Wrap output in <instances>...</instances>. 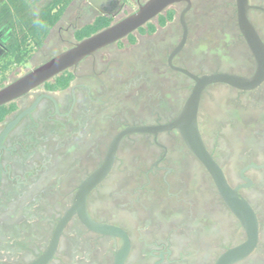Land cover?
<instances>
[{
	"label": "flooded vegetation",
	"instance_id": "obj_1",
	"mask_svg": "<svg viewBox=\"0 0 264 264\" xmlns=\"http://www.w3.org/2000/svg\"><path fill=\"white\" fill-rule=\"evenodd\" d=\"M117 1L109 14L114 18ZM144 1L136 0L137 8ZM233 2L234 21L229 24L223 19L229 39L222 45L235 49L236 57H228L223 50L213 55L195 51L192 32L201 18L200 10H195L196 0H191L185 14L186 38L172 57V66L197 75L253 74L255 60L238 28ZM248 2L253 23V11L264 16V0ZM88 5L85 18L100 14ZM184 6V2L171 5L175 14L165 24H159L157 15L133 32L135 41L129 44L136 46L134 58H123L127 56L121 51L125 43L117 41L65 69L70 78L63 88H50L44 83L13 100L16 108L0 122V264H115L124 239L89 229L76 212L61 225L51 255L46 257V253L79 185L103 163L112 138L128 126L164 124L179 113L193 86L192 79L169 62L183 38L179 15ZM149 22L154 23L153 30ZM166 28L170 30L163 37L148 39ZM74 30L68 47L76 42ZM153 80L171 82L177 95L164 101L156 98L158 90L150 87ZM146 81H150L149 87ZM210 86L216 89L211 92L208 108L217 104L221 112L216 131L208 140L202 126V108L205 90ZM146 91L150 92L145 105L128 106V99ZM257 114L261 115L259 122L249 124L247 131L238 125L239 133L233 132L234 122ZM197 120L207 150L229 185L237 188L238 196L250 204L257 217L256 246L233 264H264V81L253 89L209 84L201 94ZM219 132L243 133L245 144L240 145L235 135L232 153L223 147L216 150L210 142L219 141ZM137 146L142 147V153L132 155V167L128 154ZM224 161L230 163L232 180ZM183 165L190 166L191 175L207 189L211 209L207 219L198 224H193L191 214L176 209L183 199L179 188ZM153 199L158 200L155 206ZM85 206L90 218L115 225L127 235L129 249L123 264H215L221 254L247 238L205 166L188 149L177 129L125 135L109 172L89 191Z\"/></svg>",
	"mask_w": 264,
	"mask_h": 264
},
{
	"label": "water",
	"instance_id": "obj_2",
	"mask_svg": "<svg viewBox=\"0 0 264 264\" xmlns=\"http://www.w3.org/2000/svg\"><path fill=\"white\" fill-rule=\"evenodd\" d=\"M88 2L100 14L104 15H109L111 8L114 6V0H88ZM181 2L185 3L179 15V21L183 28V38L169 56V62L172 66L171 59L182 47L186 38L187 27L185 14L191 7V0H145L135 11L119 20L113 21L105 28L76 41L72 46L60 51L48 60L0 87V106L44 84L65 69L77 65L93 52L127 37L146 22L159 15L166 8ZM235 6L238 28L255 60V71L253 74L250 76H241L226 72H214L197 75L186 69L172 66L174 69L180 70L188 75L193 81L192 89L186 97L179 113L173 120L164 124L128 126L112 138L103 163L79 185L74 202L62 218L58 230L53 237L51 246L46 253V257H49L55 249L61 225L76 212L81 222L89 229L102 234L120 236L124 239V245L118 249L115 255V264H123L129 249L127 235L121 228L115 225L101 223L90 218L85 206L86 196L109 172L118 145L125 135L132 132H152L156 134L158 131L167 129L178 130L185 145L205 166L225 203L239 219L245 230L246 240L226 250L219 256L215 264H233L253 250L258 239L256 214L250 204L238 196L237 188H232L229 185L222 169L207 150L197 120L200 97L205 87L209 84L226 83L238 89H253L264 81V42L249 19L248 9L251 5L248 0H235Z\"/></svg>",
	"mask_w": 264,
	"mask_h": 264
},
{
	"label": "rangeland",
	"instance_id": "obj_3",
	"mask_svg": "<svg viewBox=\"0 0 264 264\" xmlns=\"http://www.w3.org/2000/svg\"><path fill=\"white\" fill-rule=\"evenodd\" d=\"M46 1L48 0H33L34 7L38 8ZM196 1L200 2V4L203 5V8H201L200 11L201 22H198V24L196 25L198 27L194 28V31L192 32L193 38L196 39L194 42L195 45L194 47H196L195 51L200 55L203 54L213 55L215 54V51L218 52V50L219 51L223 50L224 52H226L228 57L234 58L236 54V50L232 48L228 49L227 47L222 45L224 41L229 39V37H227L228 30H226V26L223 22V19L225 18V20L229 24L232 21H234L233 20L234 0H196ZM2 2L3 0H0V4ZM117 2H118L117 3L118 7L114 9L116 10L115 21L121 19L122 17L126 16L127 14L137 9L136 0H118ZM88 8H89L88 0H75L74 2L70 3L67 9L65 10L64 16L61 18L60 22L51 30L48 38L44 41L40 49L38 48L39 51L38 49L35 50L32 53V55L28 57L27 60L21 66L16 68H11L7 72V78L3 82L5 84L10 82L16 77L36 67L38 64H40V62L43 61L44 58L53 55L56 51H60L63 50L64 48H67L70 45L69 42L72 40L73 30L85 23L90 22L93 19V16L87 18H85L84 16V13ZM251 17L255 26L264 36V16L261 13H257L256 11H253L251 13ZM169 30H170L169 28H166V30L165 31L163 30L162 33L157 37L150 36L148 37V39L150 41L158 40V38L163 37L164 32ZM0 33L8 34L7 28L0 27ZM149 40L147 41L149 42ZM119 41L125 43L121 51L125 53L127 56L125 57L123 56V58H134V50H136L135 49L136 46L133 44H129V41L126 39V37L122 38ZM148 84H150V81L145 82L146 87H149ZM150 87L153 90L155 89L158 90L156 98L162 101H164L166 97H175L177 95V90L172 85L171 82L168 83L166 81L153 80V82H151ZM141 89H143L142 84H141ZM149 89L150 88H146V90ZM215 89L216 86H210L205 90V95H204L205 105L202 108V126L206 139L208 140H210L212 133L216 131L215 125L217 124L216 122L218 119V114L221 112L218 110V108H216L217 104L214 105L216 107L208 108L210 105L208 103H209V98H211V92L214 91ZM146 92L147 93L141 96H137L136 98L128 99L126 103L128 104V106L131 107L138 104L141 105L142 107V105H145L147 101L146 95H149L150 91H146ZM128 96L131 95L129 94ZM220 102L222 101L220 100ZM226 115L229 116V114ZM260 117L261 115L258 114L255 116L253 115L244 116L241 120L240 119L237 120V124L236 122H234V124L232 125L234 129V130L232 129L233 132L235 131L238 132V130L236 129L237 128L236 126L238 125L241 128H243L244 131H247L245 129L248 128L249 124H251L252 122H259L258 118ZM238 133H235V135L237 136L236 137L231 132L228 134H223L219 132L217 136V139L219 141L210 142V144L211 146H214L216 150L223 147L224 149L232 153L235 149L234 144H236V141L234 140L233 137L239 139L238 141L240 145L245 144L244 134L241 133L238 135ZM242 147L244 148L245 146ZM122 151H123V147H122ZM138 153H142V147L140 148L139 146H137L135 149H132L129 152L128 165H131L132 167L135 165V162L132 159L133 158L132 155H136ZM124 157H125L124 160L126 162L127 155ZM224 162H225L224 166L226 167V170L229 172L230 179L231 180L234 179V175L232 174V170L230 169V163L228 161H224ZM179 179H180V183H179L180 195L182 196L181 198L183 199L180 202V204L176 206V209L180 211V213H184L185 215L191 214L193 217L192 219L194 221L193 224H198L197 222H202L206 220L207 219L206 215H208L211 206L208 203V199H207L208 193L204 184H200L199 179H196V177H193L191 175L190 166L188 165L187 166L183 165L181 177ZM157 202L158 200L153 199L152 205L155 206ZM166 204L168 205V202H166ZM165 206L164 208H167Z\"/></svg>",
	"mask_w": 264,
	"mask_h": 264
},
{
	"label": "trees",
	"instance_id": "obj_4",
	"mask_svg": "<svg viewBox=\"0 0 264 264\" xmlns=\"http://www.w3.org/2000/svg\"><path fill=\"white\" fill-rule=\"evenodd\" d=\"M72 0H48L40 7L35 8L33 0H3L0 4V27H6L8 34L0 33V87L7 78L11 68L21 66L32 53L40 48L51 28L62 17ZM202 3V2H201ZM203 5L196 1L195 10H200ZM175 14L173 7L165 9L158 15L159 24L172 20ZM231 18V17H230ZM115 18L112 15L98 14L90 22L74 30L76 41L97 32L110 25ZM148 26L154 29V23ZM130 43L135 41L133 33L127 36ZM70 75L67 70L62 71L45 85L52 88H63L67 85ZM16 102L10 101L0 106V122L12 110Z\"/></svg>",
	"mask_w": 264,
	"mask_h": 264
}]
</instances>
